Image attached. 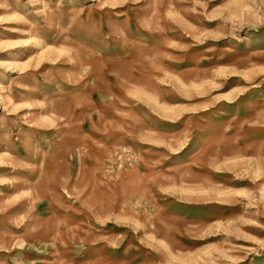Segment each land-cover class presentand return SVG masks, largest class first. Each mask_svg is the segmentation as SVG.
Segmentation results:
<instances>
[{
	"label": "rangeland",
	"instance_id": "374dc122",
	"mask_svg": "<svg viewBox=\"0 0 264 264\" xmlns=\"http://www.w3.org/2000/svg\"><path fill=\"white\" fill-rule=\"evenodd\" d=\"M0 264H264V0H0Z\"/></svg>",
	"mask_w": 264,
	"mask_h": 264
}]
</instances>
